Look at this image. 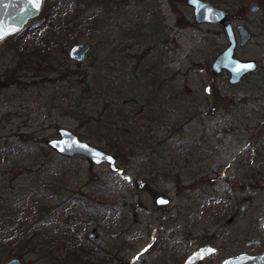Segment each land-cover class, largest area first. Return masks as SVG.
<instances>
[{
    "label": "rangeland",
    "instance_id": "374dc122",
    "mask_svg": "<svg viewBox=\"0 0 264 264\" xmlns=\"http://www.w3.org/2000/svg\"><path fill=\"white\" fill-rule=\"evenodd\" d=\"M92 1L84 2L94 6ZM105 1L102 0L104 7H99L101 16L106 13L105 19L96 16L89 22L99 30L102 18L109 28L104 26L105 30L98 32L84 29L79 37L80 31H71L65 37L66 31L61 30L53 43L57 49L66 47L67 53L74 45H91L89 57L79 68L84 76L114 78L115 71L127 69L118 66L119 62H132L126 72L139 76L146 74L144 67L150 62L163 78L169 70L178 73L177 84L182 86L179 91L188 100L180 110L167 114L171 115L169 121L179 127L172 131L165 148L156 137L155 150L141 148L135 156L117 160L122 174L113 173L107 164L93 166L83 157L65 161L68 174L61 182L58 178L52 192H45L44 185L38 184L40 179L45 180L41 175L42 164L47 163L43 153L49 149L47 141L57 138L60 128L109 151L96 139L102 134L94 132L93 136L86 131L85 121L80 123L69 114L68 100L55 101L56 88L51 83L28 72L23 81L26 85L18 83L0 91V152H12L0 157V179H5L4 185L9 181L7 186L2 185L8 192L0 196V205L7 206L5 219L9 224L0 231V241L10 245L38 233L61 237L68 233L77 240L76 248L84 255H80L81 261L88 260L90 264H182L205 244L217 248L209 264H221L241 252L263 251L264 243L250 247L247 242L254 238L264 241V0H227L229 4L205 0L236 16L235 28L243 25L252 35L248 45L239 46L236 56L257 61L259 69L237 85H230L228 73L215 77L211 72L212 61L228 46L225 31L220 25L196 24L194 10L185 0H146L142 5L138 3L142 0ZM72 3L73 0H44L40 17L20 33L21 47L35 48L52 40L51 34L43 33L71 15ZM155 4L160 6L159 13L152 10L149 17L143 15L142 23L136 22L138 30L132 32L127 25L129 18L142 11V6L147 7L146 12ZM253 4L260 7L254 14L250 12ZM45 24L47 29H36ZM148 24L156 27L163 40L154 42V29L150 35L145 28ZM220 30L225 34H220ZM7 40L0 46L1 73L19 69L16 64L20 59L12 54L15 44ZM59 53L60 50L56 56L62 59ZM67 64L70 70H77L75 62L70 60ZM116 96L111 92L109 97L112 100ZM87 106L89 112L94 109ZM124 109L126 115L133 108L126 105ZM246 145L249 147L244 150ZM148 158L152 159L150 167ZM77 191L84 196V205L71 204L67 209L60 205L62 208L53 212L49 224L38 227L36 211L23 213L25 228L30 227L31 234H22L21 221H14L13 217L24 206L22 198L32 203L47 197L49 207H58ZM160 196L169 198L171 204L157 207ZM71 210L75 212L72 216L68 213ZM64 219L71 226H65ZM90 234L97 238L90 240ZM144 249L147 253L138 259ZM103 251L116 256V260L106 262L108 256L104 258ZM26 258L27 264H43L34 255ZM5 259L0 258V264Z\"/></svg>",
    "mask_w": 264,
    "mask_h": 264
},
{
    "label": "trees",
    "instance_id": "16d2710c",
    "mask_svg": "<svg viewBox=\"0 0 264 264\" xmlns=\"http://www.w3.org/2000/svg\"><path fill=\"white\" fill-rule=\"evenodd\" d=\"M84 1L85 0H73V3L69 5V10L72 11L71 15L60 20V23L52 28L51 31L49 30L43 33L44 36L51 34L52 37V40L43 43V45L35 48L21 47V44H19L21 43L20 34L12 36L7 40L9 41V44H15V52L12 54L15 59H20V62L16 64V67L19 66L18 70L6 69L2 73L0 72V91L10 88L14 84L18 85V83L26 85L23 84V81L28 78V72L35 73L36 76L42 78V82L51 83L53 87L56 88L55 101L65 103V99L68 100L69 106L67 107L70 110L69 114L79 120L80 123L85 121V129L87 132L90 131L91 134L94 132L96 134H102L96 139L103 144L104 149L112 153L119 161H124L135 156V151L140 150L141 148L146 151L149 149L155 150V148H153V142L156 137L160 138L158 140L160 146H164L166 143L168 145L171 140L172 131L179 126L177 127L178 124L169 121L171 115L168 116L167 112L170 110H180V106L186 104L188 100L187 95H182L183 93L179 91L182 86L177 84V81L180 80L178 78V73L172 74V71L169 70V75L163 78L150 62L149 65L144 67V69L147 70L146 74L139 76L136 72H126L129 70V66H131L132 62H129L126 65L119 62L117 63L118 66H127V69L115 71L117 74L114 78H107L104 80L100 79V76H84L79 70L81 64H76V71L70 70V67L67 64L68 61L70 62V59L66 47H58L57 49L55 43H53V39L57 38L56 36L61 30L66 31V33H64L65 37H67V34L71 31L73 33H78L80 31L77 34V37H79V34H81V31L84 29L98 32L103 29L105 30L104 26L108 27L109 24H105L106 21L102 19L106 13L102 16L100 15L102 10H100L99 7H104L105 5H103L102 0H91L95 4L94 6H91V3L87 6ZM144 1L146 0L139 1L138 3L142 5L145 4ZM209 1H218L223 4H229V1L227 0ZM112 5L117 6L116 4ZM155 5L154 9L151 10H154V14H158L160 6L157 4ZM141 8L143 10L129 18L127 23L132 32H134V29H137L135 27L137 24L136 22L139 21L138 23H142L143 15L146 14L147 16V14H149L148 17L151 15L150 9H147V11L144 12L147 8L145 5ZM79 14L82 16L81 18ZM96 16L102 17L99 19L100 22L102 21L101 25L98 26L99 30L94 29V24L91 26L89 22L92 17ZM154 16L156 15H153L152 17ZM60 24L62 26L59 27ZM145 26L150 35L151 29H154L153 35H151L154 42L163 40V36H161L159 31L155 29L156 27H152L150 24ZM41 29H47L46 24L41 26ZM219 33L225 34L223 30H220ZM128 36L131 38L133 37L131 34ZM42 49H44V52ZM59 50L60 53L58 55H61L62 59H59L58 56H56ZM106 68L110 67L107 66ZM15 72L16 75L14 74ZM20 77L23 79L22 81H20ZM56 85L59 87L57 88ZM111 92L113 94L117 93L118 96L113 97L111 100L109 97ZM72 100H74V102H72ZM87 105H90V108L94 107V109L90 112L87 111V109H89ZM126 105L131 106L133 109L128 111L129 113L125 115L124 107ZM137 107L138 110H136ZM133 110H135V112ZM180 124L181 123L179 122V125ZM167 132H169L168 136ZM163 134H165L164 137L162 136ZM11 153L12 152L4 150L0 152V157ZM55 154L56 153L50 149L45 150L43 153V159L44 161H47V163L42 164L44 170L41 175L45 180L40 179L38 184L44 185L42 190L45 192H52V188H54L58 178H60L61 182L66 177L69 170L67 165L63 166V163L72 160V158H64ZM146 163L147 167H150L152 159L148 158ZM41 170L42 169H40V171ZM159 174L161 173L157 172V175ZM150 175L154 176L152 173H150ZM46 179H51L52 181H47ZM54 179H56V181H54ZM4 180V178L0 179V196L8 192L3 186H7L9 181L4 185ZM51 196H53V194H51ZM26 197H28V195ZM83 197L81 191L71 193L67 197V201L59 204L58 207H49L47 204V197L42 198L41 200L37 199L32 203L26 198H22L21 202L24 206L14 213V221H21V226L24 227L22 234L28 236L30 227L27 226L26 230V223L24 224L26 219L22 215L23 213H33V211H36L34 213V216L37 217L35 225L41 227L45 224L51 223L53 221V212L60 210L62 206L66 209L69 208L71 204L72 206H83V202L85 201L82 199ZM6 209V205H0V231H5L9 226L5 219ZM68 213L72 216L75 212L71 210ZM71 216H69V219L72 218ZM64 222L67 224L65 226L71 224L66 219H64ZM0 234H2V232H0ZM76 244L77 240L70 237L68 233L62 237L60 235L49 236V234L40 235V233H38L34 237L31 236L19 240L15 244L9 245L8 241H0V258H6L2 263L11 260V258H19L24 262L27 260L26 256L34 255L38 263L40 262L43 264H73L75 262L90 264L88 260L86 262L83 260L81 261L80 255L82 253L76 248ZM65 252L66 254H64ZM102 254L104 258L108 256L105 260L106 262L116 260V256H113L112 254H108L104 251ZM62 255H65L63 259H61Z\"/></svg>",
    "mask_w": 264,
    "mask_h": 264
},
{
    "label": "water",
    "instance_id": "95a60500",
    "mask_svg": "<svg viewBox=\"0 0 264 264\" xmlns=\"http://www.w3.org/2000/svg\"><path fill=\"white\" fill-rule=\"evenodd\" d=\"M43 4L44 0H0V37H2L0 38V46L8 38L22 33L31 20L38 18L43 10ZM185 4L194 10L196 24L220 25L226 33L228 46L211 63V72L215 77L227 72L230 77V85H237L246 76L255 73L259 69L257 61L242 60L236 56L238 47L248 45L252 40V35L243 25L235 28L230 12L204 0H185ZM259 10L260 7L256 4H253L250 8L252 14L257 13ZM91 48L88 43L74 45L68 52L69 59L76 64H81L87 59ZM248 65H252V67H246ZM46 146L61 157H83L93 166L107 164L113 173H123V170L118 167L117 159L113 154L81 140L77 134L69 129L60 128L58 137L47 141ZM248 147L249 145H246L244 150ZM156 204L163 207L168 206L170 199L161 196L157 199ZM245 208L243 207L242 211ZM96 238V234L89 235L90 240ZM258 242L259 240L256 239L247 244L252 245ZM146 251L147 249H144L137 257L142 256ZM215 252L214 246L203 247L193 253L184 264H198ZM2 264H23V262L17 258ZM223 264H264V253L259 256L242 254L236 258L228 259Z\"/></svg>",
    "mask_w": 264,
    "mask_h": 264
},
{
    "label": "flooded vegetation",
    "instance_id": "af4514ba",
    "mask_svg": "<svg viewBox=\"0 0 264 264\" xmlns=\"http://www.w3.org/2000/svg\"><path fill=\"white\" fill-rule=\"evenodd\" d=\"M152 12H153V11L151 10L150 14H152ZM232 18H233V20H235L237 17L234 16V17H232ZM238 26H239V25H238ZM37 29H38V28H37ZM238 48H239V47H238ZM224 73H227V72H224ZM255 73H256V72H255ZM255 73H253V74H255ZM249 75H252V74H249ZM249 75H248V76H249ZM160 197H161V196H160ZM157 199H158V198H157ZM157 199H156V201H157ZM170 204H171V201H170ZM170 204H169V205H170ZM156 205H157V204H156ZM169 205H168V206H169ZM157 207H163V206H158V205H157ZM165 207H167V206H165ZM165 227H166V225H164V229H165ZM157 232L160 233V232H163V231H162V230H158ZM256 239L259 240L258 243H254V244H252V245H248V244H247V246H250V247H251V246H263L264 241H263L261 238H254L253 240H256ZM253 240H251V241H253ZM251 241H248L247 243H249V242H251ZM154 244H155V243H154ZM209 245L214 246L213 244H205V245L202 246L201 248L206 247V246H209ZM152 246H153V244H152ZM214 247H215V246H214ZM201 248H199V249H201ZM199 249H197L196 251H198ZM215 249H216V252H217V248H216V247H215ZM147 251H148V250H147ZM147 251L145 252V254L147 253ZM196 251H195V252H196ZM195 252H193V253H195ZM216 252H215V253H216ZM193 253H192V254H193ZM215 253H214V254H215ZM263 253H264V249H263V251H259V252H257V251H253V250H250L249 253H247V252H243V253H242V252H241L240 254H237V255H235L234 257H231V258H236V257H238L239 255H242V254H248V255H251V256H259V255H262ZM145 254H143V255H145ZM192 254H191V255H192ZM214 254H212V255L206 257L204 260L200 261L198 264H209L210 258H211ZM143 255H142V256H143ZM191 255H190V256H191ZM137 256H138V255H137ZM142 256H140V257H142ZM190 256H189V257H190ZM140 257H138V259H139ZM189 257H188V258H189ZM188 258H187V259H188ZM231 258H229V259H231ZM187 259L184 261V263L187 261ZM136 260H137V259H136ZM227 260H228V259H227ZM227 260H226V261H227ZM224 262H225V261H224ZM224 262H222L221 264H223ZM184 263H182V264H184Z\"/></svg>",
    "mask_w": 264,
    "mask_h": 264
},
{
    "label": "snow or ice",
    "instance_id": "6c2138e0",
    "mask_svg": "<svg viewBox=\"0 0 264 264\" xmlns=\"http://www.w3.org/2000/svg\"><path fill=\"white\" fill-rule=\"evenodd\" d=\"M0 38H2V37H0ZM246 67H248V68H251V67H252V65H248V66H246Z\"/></svg>",
    "mask_w": 264,
    "mask_h": 264
}]
</instances>
